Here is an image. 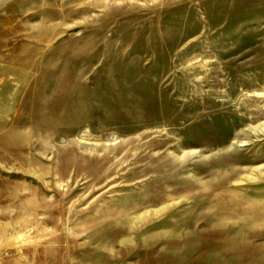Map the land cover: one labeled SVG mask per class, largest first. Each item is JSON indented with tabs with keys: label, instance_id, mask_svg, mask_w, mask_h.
I'll use <instances>...</instances> for the list:
<instances>
[{
	"label": "rangeland",
	"instance_id": "obj_1",
	"mask_svg": "<svg viewBox=\"0 0 264 264\" xmlns=\"http://www.w3.org/2000/svg\"><path fill=\"white\" fill-rule=\"evenodd\" d=\"M0 264H264V0H0Z\"/></svg>",
	"mask_w": 264,
	"mask_h": 264
}]
</instances>
